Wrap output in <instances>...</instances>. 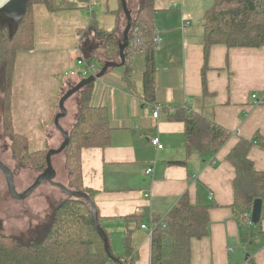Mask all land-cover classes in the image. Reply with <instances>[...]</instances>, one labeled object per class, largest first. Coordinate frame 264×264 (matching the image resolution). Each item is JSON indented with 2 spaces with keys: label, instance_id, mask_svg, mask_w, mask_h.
<instances>
[{
  "label": "crops",
  "instance_id": "1",
  "mask_svg": "<svg viewBox=\"0 0 264 264\" xmlns=\"http://www.w3.org/2000/svg\"><path fill=\"white\" fill-rule=\"evenodd\" d=\"M209 1L155 0L154 31L161 40L155 47L156 72L150 94L143 85L142 50L134 53L129 74L118 61L93 83L90 104L107 110L111 134L109 145L81 150L82 182L95 191L94 202L113 252L124 249L122 217L141 216L148 227L152 215L167 213L187 193L192 203L209 206L208 234L191 240L190 264H241L248 256L255 264H264V219L258 227H246L234 217L235 171L226 159L240 138L252 139L257 132L264 136V46L212 45L204 92L200 27ZM108 7L117 9L118 0H108ZM32 12L33 48L15 56L13 128L26 137L31 151L57 149L77 111L76 100H68L79 90L65 98V114L58 119V127L53 123L61 94L81 78L76 32L87 26L89 13L79 8L49 12L42 4H34ZM120 15L123 33L127 25L123 7ZM114 19L97 12L100 28L111 30ZM179 107L201 112L231 132L214 155L193 152L185 157L184 124L167 119ZM152 137H158L161 149L150 144ZM248 156L256 170L264 171L262 148L252 145ZM183 158L184 164H169ZM147 168L152 169L149 175ZM132 246L138 252L136 264H149V229H137Z\"/></svg>",
  "mask_w": 264,
  "mask_h": 264
},
{
  "label": "trees",
  "instance_id": "2",
  "mask_svg": "<svg viewBox=\"0 0 264 264\" xmlns=\"http://www.w3.org/2000/svg\"><path fill=\"white\" fill-rule=\"evenodd\" d=\"M122 1L127 9L128 6L131 9L128 44L123 50L124 72L127 75L132 71V57L136 51L142 50L145 63L143 85L150 94L156 72V44L152 41L155 0H118V7L113 11L109 10L108 0H28L25 12L17 19L0 10V125L2 135L9 141L11 159L15 162L14 170H11L13 174L21 168L32 169L38 174L43 172L49 150H29L26 137L14 131L11 114L15 56L18 51L33 48V5L42 4L49 12L79 8L89 13L87 26L76 32L77 55L87 64H94L99 72L106 64L122 60L120 48L123 36L119 31ZM90 5L92 8L89 11ZM97 12L114 16L115 23L111 30L99 27ZM200 30L204 55L201 79L203 91L206 92L204 73L212 45L224 44L229 48L264 46V0H211L210 7L204 12ZM86 78H80L74 86ZM93 83H86L78 91L74 123L68 131L67 145L61 151L64 153L67 188L85 194L88 199L65 195L58 202L54 201L41 221L19 235H6L0 231V264H136L138 252L132 246V236L147 221L135 214L122 217L124 249L113 252L103 218L94 202L95 191L85 187L82 182L81 150L109 145L111 134L107 110L90 104ZM167 119L179 120L184 124L185 157L193 152L214 155L231 134L228 129L190 108H175L169 112ZM254 144L264 150V136L257 132L252 139L240 138L226 155L235 171L233 215L246 227L255 199L262 201V212L259 223L252 226L258 227L264 219V171L256 170L248 156ZM184 162L185 158L169 161V164ZM91 206L95 209V220L106 236L108 250H105L103 238L91 220ZM208 209L209 206L192 203L188 194L184 193L167 213L152 215L148 221L149 264H190L191 240L208 234ZM241 264L255 263L248 256Z\"/></svg>",
  "mask_w": 264,
  "mask_h": 264
},
{
  "label": "rangeland",
  "instance_id": "3",
  "mask_svg": "<svg viewBox=\"0 0 264 264\" xmlns=\"http://www.w3.org/2000/svg\"><path fill=\"white\" fill-rule=\"evenodd\" d=\"M209 2H211V0ZM134 7L135 6L133 4L132 8ZM122 25L123 19H120L119 31L122 29ZM77 97L78 95L76 94L68 101L73 102L75 99L77 102ZM53 133H56V131L54 130ZM57 135L58 133L56 136ZM51 158L53 168L56 171L54 180L67 187L66 171L64 170V153H59ZM0 161L10 170H14L15 162L11 159L9 141L2 135L1 125ZM37 175L38 172L28 168H21L16 171L14 174L15 191L17 193H22L32 184ZM65 195L66 194L59 188L50 185L47 182H42L27 197L15 198L11 196L7 187L6 178L0 170V231L6 235H19L29 227L41 221L50 211V206L54 203V201L58 202L65 197Z\"/></svg>",
  "mask_w": 264,
  "mask_h": 264
},
{
  "label": "water",
  "instance_id": "4",
  "mask_svg": "<svg viewBox=\"0 0 264 264\" xmlns=\"http://www.w3.org/2000/svg\"><path fill=\"white\" fill-rule=\"evenodd\" d=\"M27 1L28 0H0V10L5 12L12 19H17L18 17H20L25 12V9L27 6ZM122 6H123V10L126 14V18H127V25H126L123 33H122L123 43H122L121 48H120L121 59H122L121 62L124 63L123 50L126 47V45L128 44L127 33L129 30V27L131 25V17H130V12H128V9H127L124 1H122ZM115 65H116V62H111V63L106 64V66L104 68H102V70H100L96 74H94V75H92L86 79H83L79 84L74 86L70 91L66 92V94L60 98V100H59V110L60 111L56 114V117H55V125L57 127H58V124H57L58 119L65 114V108H64L65 98L67 96L71 95L72 93L80 90V88L83 85H85L86 83H89L91 81H95V79L99 78L100 76H102L104 74V72L106 71L107 68L113 67ZM68 135H69L68 132H66V133L63 132V142L60 145V147L57 149H49L48 150L47 155H46V169L43 172L39 173L37 175V177H35L32 184L27 189H25L22 193H17L15 191L14 174L5 164H3L0 161V170L3 172V174L6 178L7 187H8V190H9L11 196H13L15 198H25L34 189H36L42 182L46 181L48 184L59 188L63 193H65L68 196H72V197L82 196L86 200L88 199L85 194H81L79 192H75L73 190H70L69 188L65 187L64 185H62V184H60L54 180L55 176H56V171L53 168L51 157L55 154L61 153V151L65 148V146L67 145V142H68ZM261 212H262V201L260 199H255L252 203L251 214H250L251 222L253 225H256L259 223L260 218H261ZM91 220L103 238L105 250H108L106 236H105L104 232L99 228V225L97 224V222L95 220V209L93 206H91Z\"/></svg>",
  "mask_w": 264,
  "mask_h": 264
},
{
  "label": "built area",
  "instance_id": "5",
  "mask_svg": "<svg viewBox=\"0 0 264 264\" xmlns=\"http://www.w3.org/2000/svg\"><path fill=\"white\" fill-rule=\"evenodd\" d=\"M91 8H92V5L89 6V9L88 10L90 11ZM184 21H185V24H187L188 19L185 17ZM160 40L161 39H160L159 34L154 31L153 37H152V41L154 42V44L157 45V44H159ZM77 65L80 68V70L78 71V73H79V75H80L81 78H86V77L92 76V75H94V74L97 73V69H96L95 65L92 64V63L87 64L83 59H77ZM73 73H74L73 71L70 72L71 75H73ZM252 97H255V95H252ZM158 111H159L158 108H156L154 110V112L152 114L154 118L157 117ZM150 144L153 145V146H155L157 149H161L162 148V145H161L158 137H152L150 139ZM151 173H152V169L151 168H147L145 170V174L146 175H149ZM246 224H247L248 227L252 225L251 216L250 215H248V219L246 221ZM141 229H149V227H147L145 224H142L141 225Z\"/></svg>",
  "mask_w": 264,
  "mask_h": 264
},
{
  "label": "bare ground",
  "instance_id": "6",
  "mask_svg": "<svg viewBox=\"0 0 264 264\" xmlns=\"http://www.w3.org/2000/svg\"><path fill=\"white\" fill-rule=\"evenodd\" d=\"M4 65V64H3ZM8 65V64H7ZM65 166V165H64ZM85 188V187H84ZM86 189V188H85ZM78 190V189H77Z\"/></svg>",
  "mask_w": 264,
  "mask_h": 264
},
{
  "label": "flooded vegetation",
  "instance_id": "7",
  "mask_svg": "<svg viewBox=\"0 0 264 264\" xmlns=\"http://www.w3.org/2000/svg\"><path fill=\"white\" fill-rule=\"evenodd\" d=\"M46 182V181H45Z\"/></svg>",
  "mask_w": 264,
  "mask_h": 264
}]
</instances>
